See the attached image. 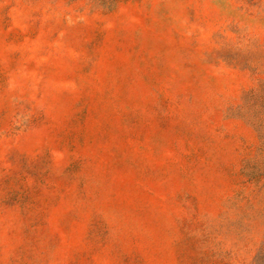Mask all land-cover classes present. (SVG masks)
I'll list each match as a JSON object with an SVG mask.
<instances>
[{
    "label": "rangeland",
    "instance_id": "1",
    "mask_svg": "<svg viewBox=\"0 0 264 264\" xmlns=\"http://www.w3.org/2000/svg\"><path fill=\"white\" fill-rule=\"evenodd\" d=\"M0 264H264V0H0Z\"/></svg>",
    "mask_w": 264,
    "mask_h": 264
}]
</instances>
